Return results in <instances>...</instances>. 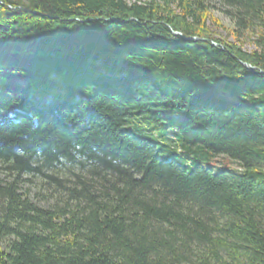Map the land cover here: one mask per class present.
Masks as SVG:
<instances>
[{
  "label": "trees",
  "instance_id": "1",
  "mask_svg": "<svg viewBox=\"0 0 264 264\" xmlns=\"http://www.w3.org/2000/svg\"><path fill=\"white\" fill-rule=\"evenodd\" d=\"M0 170V264H264V0H0Z\"/></svg>",
  "mask_w": 264,
  "mask_h": 264
},
{
  "label": "rangeland",
  "instance_id": "2",
  "mask_svg": "<svg viewBox=\"0 0 264 264\" xmlns=\"http://www.w3.org/2000/svg\"><path fill=\"white\" fill-rule=\"evenodd\" d=\"M25 2L26 0H20ZM141 2L147 1V0H138ZM219 7V4H216V8ZM207 26L210 30V33L219 39H227L229 42H233L234 39L229 35L231 33L232 29L235 26V22L232 21L224 12H222L219 9L212 10V16L207 21ZM252 40L255 39L254 36L251 38ZM251 39H245V43L242 45V49L247 52H251L257 49V46L255 43L252 42ZM205 156L200 158V161H202V166H212L215 171H218L222 168L227 169H237L242 170V167L240 166L239 161L234 160L230 158L226 154H210L205 153ZM183 166H185L187 169H191L194 164H190L188 162H185L181 159L180 156H173ZM0 177L3 178H9L8 174L0 170ZM24 189H29L31 198H33L36 202H38L41 205H47L49 203H54L55 198L57 196H52L51 193L54 192V188L51 186H48L45 184V182L40 178H31V181H26L23 184Z\"/></svg>",
  "mask_w": 264,
  "mask_h": 264
},
{
  "label": "water",
  "instance_id": "3",
  "mask_svg": "<svg viewBox=\"0 0 264 264\" xmlns=\"http://www.w3.org/2000/svg\"><path fill=\"white\" fill-rule=\"evenodd\" d=\"M187 39H197V38H195V37H187Z\"/></svg>",
  "mask_w": 264,
  "mask_h": 264
}]
</instances>
